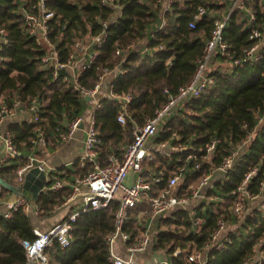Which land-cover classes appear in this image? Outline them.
<instances>
[{
  "label": "trees",
  "instance_id": "1",
  "mask_svg": "<svg viewBox=\"0 0 264 264\" xmlns=\"http://www.w3.org/2000/svg\"><path fill=\"white\" fill-rule=\"evenodd\" d=\"M119 1L122 13L112 22L116 10L101 0H51L49 3L55 12L49 20V37L63 62L73 52L76 41L99 34L104 29L103 21H110L106 42L78 78L81 87L93 89L106 70L114 71L107 76L111 78L112 88L102 89L101 106L96 111L95 150L103 164L112 153L123 155L134 139L135 125H142L168 102L166 89L176 93L180 86L192 80L215 19L230 13L224 33L228 55L217 54L210 64L217 63L210 68L214 82L200 95L182 100L153 140L181 142L188 144L189 149L158 152L153 160L145 162V169L165 170V180L155 188L158 191L167 189V180L177 165L185 166L178 192L192 194L211 166L219 165L240 147L234 166L207 189L202 199L192 207L177 208L155 220L158 234L154 249L164 250L173 264H195L187 262L186 251L206 248L222 217L240 226L230 233L222 247L207 252L205 264H246L256 244L264 248V207L254 208L242 221L233 209V191L257 165L260 170L251 177L249 189L255 194L264 193V120L260 121L264 118V47L258 61L245 59L244 50L253 44L248 12L233 10L231 0H173L172 9L166 11L167 0ZM22 5V0H0V30L5 28L10 38V43L0 52V93L10 107L20 100L18 109L28 110L32 115L37 113L39 119L12 120L7 126L19 154L0 164V200L12 194L18 183L16 171L30 162V155L45 158L46 152L54 153L67 140L69 123L84 116L91 107L73 81L63 80L65 68L59 69L55 76L53 67L42 65V56L48 48L29 33ZM200 5L206 7V14L192 27L190 22ZM251 6L258 13L259 27L264 31V2ZM236 59L242 60V64H233ZM119 68L126 71L120 73ZM111 92L132 95L124 124L118 120L122 100ZM33 100L37 101L35 105ZM1 107L0 102V110ZM38 126L47 139L46 151L33 143ZM213 140L217 143L209 157L191 156ZM93 168L92 162L81 165L78 158L58 167L60 179L70 184L55 190L48 183L34 200L40 210L39 219L53 216L55 207L72 194L76 177L87 176ZM25 193L31 197L30 192ZM118 207L119 200L114 199L106 208L82 212L74 223L70 245L61 246L55 241L46 249L51 264H111L107 236L115 229ZM147 207L144 200L129 210L126 228L132 234L131 242L137 241L146 228ZM141 209L144 212L139 216ZM198 218L202 224L197 228ZM38 225L42 227L41 220L22 208L11 217L0 214V264L27 263L22 240L36 238ZM178 249L180 252L175 254Z\"/></svg>",
  "mask_w": 264,
  "mask_h": 264
},
{
  "label": "built area",
  "instance_id": "2",
  "mask_svg": "<svg viewBox=\"0 0 264 264\" xmlns=\"http://www.w3.org/2000/svg\"><path fill=\"white\" fill-rule=\"evenodd\" d=\"M50 1L22 0L25 22L29 33L34 35L40 44L48 48V52L42 56V65L53 67L55 76H58L59 69L65 68L67 73L63 76V80L65 82L73 81L80 88L82 95L90 98L87 99L91 104L90 109L84 116H79L69 123L66 137L67 139L73 138L79 130H84L83 150L78 159L81 165H84L87 161L92 162L94 168L87 176L76 177L75 182L72 183V194L62 205L56 206L54 209L56 211L61 210L63 207L71 206L72 210L47 228L36 226L35 232L37 236L33 240H22V245L26 250V264H51L46 249L53 245L55 241L61 246L70 245L73 239L74 223L80 214L89 209L106 208L114 199L119 200V207L115 214V229L107 236L111 264H173L168 256L150 262L147 260V254L156 251L154 242L158 229L155 227V220L159 216L167 215L177 208L192 207L195 202L197 203L202 199L207 189L215 181L225 177L234 166L235 160L240 154V147L231 155L226 156L219 165L211 166L199 185L192 190V194H180L178 192L181 180H184L185 166L177 165L174 174L167 180V189L156 191V186L165 180V170L155 171L151 168L146 170L145 162L153 160L158 152H184L189 149V145L185 143L154 142L153 140L163 128L165 121L176 112L178 104L182 100L200 95L208 85L214 82V77L210 74V64L217 54H221L223 57L228 55L229 45L224 38V33L230 13L215 19L214 29L207 40L204 54L198 62V67L192 80L180 86L176 93H170L169 89H166L165 91L169 94L168 102L163 107L158 108L155 114L149 117L142 125H135L133 130L134 139L126 147L123 155L112 153L108 157V162L103 164L97 159L95 150V144L98 140L96 111L101 106L100 93L104 88V83L107 81V76L114 71L106 70L93 89L81 87L78 78L95 60L99 48L106 42L108 36L107 27L110 21H103L104 29L99 34L90 35L76 41L73 52L68 60L63 62L60 59L59 50L49 37V20L55 14L50 8ZM231 2L233 10H246L248 12V23L252 26L250 39L253 40V44L244 50L245 59L256 62L261 58V51L264 47V31L259 27L260 18L258 13L251 5L256 2L262 3L264 0H231ZM101 3L109 5L116 10L111 22L121 15L122 4L119 0H101ZM172 3L173 0H167L165 11L172 9ZM205 14L206 7L200 5L194 15V20L190 22V26L195 27L196 20ZM9 43L8 31L2 28L0 30V52ZM117 53L119 54L120 50H117ZM233 64L241 65L242 60L236 59ZM117 70L120 73L126 71L122 68ZM111 88L112 84L110 81V85L106 89ZM111 94L122 100V108L119 111L118 120L124 124L126 123V113L128 105L132 101V95H118L112 92ZM0 102L2 104L0 110V164H2L19 154L17 144L10 130L3 127V122L6 116L15 113L20 107L21 101L16 100L14 106L10 107L6 102V97L0 93ZM36 102V100H33L34 105ZM32 117L35 120L39 119L37 113L32 115L30 119ZM263 120L264 118H261L260 121L262 122ZM82 122L85 123L83 128L81 127ZM174 135L178 138L177 134ZM33 143L40 149H44L47 145L46 136L40 126L37 127V135L33 139ZM216 143L217 140L211 141L206 146L200 147L191 156L202 159L209 157L215 150ZM34 166H38L45 172L47 185L51 182L52 189L60 190L70 184L69 181L60 179L59 171L56 167L50 166L44 158L32 154L30 155V162L20 166L16 171L18 183L14 187L12 197L0 200V214L5 217H11L17 209L22 208L32 217L39 218V207L35 204L32 197L23 192L26 174ZM259 170L260 166H255L254 169L245 175L244 179L233 191V209L235 214L238 215L239 221L244 220L254 208L264 207V193L255 194L249 189L251 177ZM262 187L264 188V180L262 181ZM144 200L148 203L146 210L149 212L145 223L146 228L137 241L131 242L132 234L126 228L130 217L129 210L138 206ZM143 212L141 209L139 216ZM195 224L197 228L200 227L202 219L198 218ZM239 226L240 223H228L221 217L218 220V228L213 234L211 243L206 248H194L186 251L185 258L187 262L205 264L207 252L214 247H222L229 240L230 233L234 232ZM119 247L122 248L123 252L122 250L120 251ZM178 252H180L179 249L175 254ZM246 264H264V248L261 247L260 243L255 245L254 254L246 261Z\"/></svg>",
  "mask_w": 264,
  "mask_h": 264
},
{
  "label": "crops",
  "instance_id": "3",
  "mask_svg": "<svg viewBox=\"0 0 264 264\" xmlns=\"http://www.w3.org/2000/svg\"><path fill=\"white\" fill-rule=\"evenodd\" d=\"M107 81H111V78H107ZM31 116H32V114H30L28 110L17 109L14 114L5 117L4 122H3V127L7 128L9 122L12 120H21L23 118L28 119ZM84 135H85L84 130L83 129L79 130L73 138H68L67 140H65V142L62 143L60 145V147L54 153L46 152L44 159L47 161V163L50 166H53L56 168H58L64 164L71 163L73 160L78 158L79 155L82 153ZM45 151H46V148H45ZM28 194H30V196H31V193H28ZM9 197H12V194ZM69 207H71V206L63 207V208L67 209ZM61 212H63V211H61ZM68 212H69L68 209L65 210V212H63L64 214H61V218L66 216ZM41 225L43 226V222H41ZM119 249H120V251L122 250L121 247H119ZM122 252H123V250H122ZM156 256L158 257L157 259H155ZM166 256H167L166 252L162 249H159V250H156L154 253L153 252L148 253L147 254V260H149V262H150V261H154V260L163 259Z\"/></svg>",
  "mask_w": 264,
  "mask_h": 264
},
{
  "label": "water",
  "instance_id": "4",
  "mask_svg": "<svg viewBox=\"0 0 264 264\" xmlns=\"http://www.w3.org/2000/svg\"><path fill=\"white\" fill-rule=\"evenodd\" d=\"M110 85V81H106L104 83V87L108 88ZM86 99H90L88 96ZM85 123H81V127L83 128ZM47 185L46 182V174L43 170H41L38 166L32 167L26 174V179L23 184V192L28 191L31 193V197L34 200H37L40 193L45 189ZM14 190V188H13Z\"/></svg>",
  "mask_w": 264,
  "mask_h": 264
},
{
  "label": "rangeland",
  "instance_id": "5",
  "mask_svg": "<svg viewBox=\"0 0 264 264\" xmlns=\"http://www.w3.org/2000/svg\"><path fill=\"white\" fill-rule=\"evenodd\" d=\"M216 64L217 63H213L212 64V66L210 67V68H212V67H215L216 66ZM182 181L183 180H181V183H182ZM180 183V184H181ZM199 185V184H198ZM197 184L195 185V188L198 186ZM68 209V211H70L72 208L71 207H69V208H67ZM66 208H63V209H61V210H56L55 211V213L53 214V216H51V217H46V218H43V219H39L38 218V220H41V222H43V228H47V227H49L54 221H58L60 218H61V214H64L63 212H65V210H67ZM61 211H63V212H61ZM158 257L156 256L155 257V259H157Z\"/></svg>",
  "mask_w": 264,
  "mask_h": 264
}]
</instances>
